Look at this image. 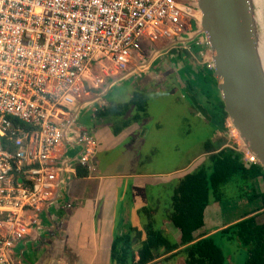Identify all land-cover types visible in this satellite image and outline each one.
Here are the masks:
<instances>
[{"label":"built area","instance_id":"obj_1","mask_svg":"<svg viewBox=\"0 0 264 264\" xmlns=\"http://www.w3.org/2000/svg\"><path fill=\"white\" fill-rule=\"evenodd\" d=\"M200 18L197 0H0V264H26L21 242L61 187L59 208L72 206L77 167L92 170L94 146L72 116L106 79L92 77L94 64L123 73L143 44L191 36ZM176 47L214 69L206 34ZM230 137L228 148L255 162L234 128Z\"/></svg>","mask_w":264,"mask_h":264},{"label":"crops","instance_id":"obj_2","mask_svg":"<svg viewBox=\"0 0 264 264\" xmlns=\"http://www.w3.org/2000/svg\"><path fill=\"white\" fill-rule=\"evenodd\" d=\"M187 53L189 61H196L200 64L201 68L204 67V65H201L200 60H196L195 54L188 51ZM162 62L160 60L159 66L156 65L155 68L162 69L165 67V73L169 70H175L176 72L177 69L178 71L185 70L188 72L191 68L186 56H175L172 54L167 62ZM154 63L155 60L149 63V67L146 69H152ZM179 79H181V76H179ZM119 84L120 82H118ZM133 84L135 83L132 80L129 86L130 94L128 98H123L121 102L114 104L111 102L110 106L98 108V110L93 112L92 110L83 111V114L85 113L90 116L93 124L92 132L86 127L84 128L91 139L94 149L98 144L103 146L107 136H109L111 137L110 140L115 141L113 142L115 145L117 143L120 144L117 145L121 148L119 150L120 153L109 169L102 168L97 175L91 170L88 175L80 176L77 169V174L72 179L68 195L72 203L69 209L59 208L54 201L49 204L46 211L42 214V227L40 229L35 227V230L30 231L29 235L23 240L24 244L27 245L24 249L25 254L28 251L31 256V249L35 244L32 239L36 237V234L43 231L44 237L34 253L33 264H41L40 259L37 261L35 255L43 248H46L49 252V258L46 261L49 260L52 264H64L62 258L67 256L64 250L66 247L70 250L73 248L71 262L69 261L70 264H123L113 257V243L115 238L127 234L132 237L131 250L127 252V256L130 257L134 253L135 259H138V250L142 246V242L147 238L146 227L149 222L152 223L151 225L154 230L161 232L165 241L161 242L158 248H153L150 251L151 260L145 264H187L186 254L183 251L185 245H180L172 251H167V244L180 243L182 236L180 229L166 215L169 207L164 210V208H160V205L151 204L152 201H155V197L159 198V194H161L160 184L167 185L166 183L170 182L173 178L172 176L179 173L178 171H181L180 179L191 170H186L184 167V169L176 167L175 169L164 168L161 170L156 168L157 145L153 141L154 136L151 133V128L144 123V119L150 114L148 111V92L144 88L139 90V87H134ZM184 86L188 87L186 84ZM215 89L213 91L215 93L214 98L220 96L219 91H215ZM138 91L145 94L147 105L144 110H139L134 103H131L135 92ZM108 100L115 102L111 98ZM192 100L195 104L193 107L194 111L198 116H201L202 119H209V121L215 122L212 106L204 107L201 101L202 104L199 103V100L195 101L194 98ZM128 103L129 105L121 111L122 113H119V110L116 112L112 110L104 116L98 114L101 110L115 107L118 104ZM215 123L216 128H214L213 132L215 141L213 144L219 147L218 150H220L224 144L222 139H225L226 135L222 130L223 127L217 122ZM204 154L206 157H201L195 163V168L206 160L209 154L206 149ZM242 161L247 167L252 164V162ZM148 178H154L153 182L149 184L147 182ZM134 179H138V182L135 183ZM259 179L257 187L259 190L264 191V181L261 178ZM121 182L122 185H120ZM126 183L128 186H126ZM155 185L156 187L159 186V188L152 190V187ZM245 188L248 189V186ZM120 190L124 193V197L121 199H119ZM125 193L129 196V200L124 199ZM236 202H234V206L232 204L227 205L232 209L236 207L237 213L235 212L236 214L225 218L223 207L226 206H224L223 201L212 199L204 210V224L193 232L194 241L206 236L220 234L221 230L241 219L248 212H252L254 206L260 201L258 199L250 200L243 196ZM145 208H149V213L153 216V218L150 217V221L147 217V221H145L146 219L141 221V214L145 213ZM160 211L162 212L161 216L158 214ZM52 221L57 223L58 228L51 233L48 232V234L43 227L50 226ZM64 225L66 229H64ZM55 235H60L59 240L62 241V244H60V247L53 248L50 244L52 242L50 238ZM45 262L42 264H45ZM125 264H133V262L127 261Z\"/></svg>","mask_w":264,"mask_h":264},{"label":"rangeland","instance_id":"obj_3","mask_svg":"<svg viewBox=\"0 0 264 264\" xmlns=\"http://www.w3.org/2000/svg\"><path fill=\"white\" fill-rule=\"evenodd\" d=\"M167 43L169 42L165 43V41H158L155 42V44H143L140 52H137V54H135L132 66L129 69L140 64L143 60H147L149 57H151V51L153 49L163 46ZM167 51L166 53L156 55L155 58H153V61L155 60V63L152 69H146L149 67L148 65L139 68L130 77L120 81L119 85H115L103 101L97 102L95 104H97L98 108H103L107 107V105L110 106L111 102L114 104L121 102L123 98H128L130 94L129 86L131 81L133 80V82L135 83L133 84L134 87H139V90H142L144 88V90L148 92V111L150 112V114L144 119V123L151 128V133L154 136L153 141L157 145L156 148L158 152L157 165H155L156 168L158 170H161L164 168L175 169L176 167H182V169L185 168L186 170L190 169L192 171L195 169V163H197L201 157H206L204 153L208 144L214 143L215 139L213 138V132L214 128H216V121L211 122L209 121V119H202L201 116H198V114L195 113L193 108L195 104L193 103L192 98H194L195 101L199 100V103L202 102L203 104H201L204 105V107L212 106L211 101L212 99H214L215 93L212 92L213 90L205 86L203 80H199L198 84L194 85L196 89L192 88L191 86L185 87L184 85H182L183 81L179 79V76H184L186 72L185 70H179L178 72L169 70L165 73V67V69H158V67L155 68L156 65L159 66L160 60L165 63L168 61V59H170V56L172 54L178 56L180 52H187V50L178 48L176 46L168 49ZM91 73L93 75L92 77L100 76L102 78H106L104 79V82L102 85H100V87L90 88L92 98L98 95L109 81L122 75V73H108L109 75H106L101 67L97 64H94ZM146 85L147 87H145ZM92 86L94 85L92 84ZM216 90L217 89H215V91ZM210 92L212 93L210 94ZM109 98L113 99L115 102L109 101ZM77 121L81 126L86 127L92 132L93 124L90 120L89 115H86L85 113L83 114L82 112ZM229 137L230 135L226 138ZM110 138L111 137L107 136V139L105 140L103 146H101V144H98L95 148L94 155H92L90 165L92 168V172L96 175L102 168L109 169L110 165L113 164V161L115 162L116 158L119 156V150L121 148L117 145L120 144L117 143V145H115L113 143L115 141L110 140ZM236 138L239 144H241L239 137ZM230 139L232 140V137H230ZM234 144L235 146H238L236 145V142ZM206 162L208 163L209 161L206 160ZM93 168L95 169L93 170ZM178 172L179 173L177 175L172 176L173 178L170 182L166 183L167 185H159L161 188V194H159V198L155 197V201H152L151 205H160V208H164V210H166L167 207L171 206V197L181 171ZM154 178H148L147 182H149V184L152 183ZM134 182L137 183L138 179H134ZM120 185H122V182L120 183ZM126 186H128L127 183ZM159 186H153L152 190H157ZM121 190L119 199L124 197V193H122ZM222 190L224 192L223 204L224 206H226L223 207V215L226 218L229 215H234L237 213L236 207L232 209L227 204L233 205L234 202L240 199V197L237 198V195L240 193V187L238 184H234L233 181H230L223 186ZM124 199L129 200V196L127 195V193H125ZM158 214L159 216H161L162 212L160 211L158 212ZM141 215V221H144L147 217V213H143ZM145 221H147V219ZM64 229H66L65 225ZM59 236L60 235H55L54 237L50 238V240H52L50 244L51 246H53V248L57 246L60 247V244H62V241L59 240ZM214 238L221 246L225 254L226 264L245 263L247 257L246 248L238 241V239L229 238L228 235L224 233L217 234L214 236ZM64 250L65 255H67L62 258L64 264H70L73 248L72 250H70L68 249V247H66L64 248ZM48 253V250L46 248H43L38 253H36L35 257L37 258V261H39L40 259V263L42 264L49 258ZM45 264H52V262L48 260L45 262Z\"/></svg>","mask_w":264,"mask_h":264},{"label":"trees","instance_id":"obj_4","mask_svg":"<svg viewBox=\"0 0 264 264\" xmlns=\"http://www.w3.org/2000/svg\"><path fill=\"white\" fill-rule=\"evenodd\" d=\"M194 83L203 80L207 88L214 91L217 87V80L213 76V72L205 73L200 77L196 76ZM191 82V81H190ZM192 84V83H191ZM213 86H215L213 88ZM212 91V92H213ZM210 92V94L212 93ZM209 97V96H208ZM211 98V97H210ZM131 103H134L139 110L146 108L145 94L135 92ZM212 111L214 112L215 121L223 127L224 119L227 113L224 110V103L221 96L211 101ZM128 104H118L105 110H99L101 116L115 110L119 113L127 107ZM227 138L222 139L225 143ZM213 143H209L206 151L209 153L197 168L186 173L176 183L173 195L171 197V206L166 212L167 217L181 231V242L167 244V251L185 245L183 251L186 254L187 264H225L226 258L221 246L217 243L214 236H206L196 241L193 232L204 224V210L212 199L223 201V186L233 181L240 187L239 197H247L250 200L258 199L260 202L254 206L253 215L247 216L235 224H231L222 230L229 238L238 239V241L246 248L247 259L244 264H264V191L258 189V181L261 178L264 181V167L257 161L253 162L249 167L245 166L242 161V152L229 148H222ZM78 175H88L90 169L84 166H78ZM248 186V189L245 187ZM260 210V212H258ZM147 218L150 221L152 214L149 208H145ZM251 214V212H249ZM248 213V214H249ZM262 219V220H260ZM152 223L147 225V238L142 242L139 248V258L135 259V254L130 257L127 252L131 250L132 237L127 234L117 237L113 243V257L119 263L125 264L133 262V264H145L151 260L153 248L165 241L160 231L153 229ZM141 234V232H140ZM153 257V255H152Z\"/></svg>","mask_w":264,"mask_h":264},{"label":"water","instance_id":"obj_5","mask_svg":"<svg viewBox=\"0 0 264 264\" xmlns=\"http://www.w3.org/2000/svg\"><path fill=\"white\" fill-rule=\"evenodd\" d=\"M197 1L202 10V26L197 32L191 36L175 38L153 49L151 57L109 81L98 95L88 101L85 109L76 110L72 117H79L83 111H95V108H98L95 103L103 101L118 82L130 77L139 68L147 66L156 55H161L178 43L190 41L195 35L204 33L211 46L213 75L217 80L224 110L243 144L244 151L264 167V66L259 52L260 36L253 0ZM79 145L81 149L78 153L81 154L85 150V143ZM77 155L79 154L71 156L67 163L72 162ZM66 201L67 195H64L61 187L54 202L58 207H63ZM40 227L41 224L36 228ZM57 228V223L53 221L50 226L43 227L47 233ZM43 237L42 231L32 239L35 244L32 246L31 256L28 251L25 254L27 245L24 241L18 247V252L27 264H33L34 253Z\"/></svg>","mask_w":264,"mask_h":264},{"label":"flooded vegetation","instance_id":"obj_6","mask_svg":"<svg viewBox=\"0 0 264 264\" xmlns=\"http://www.w3.org/2000/svg\"><path fill=\"white\" fill-rule=\"evenodd\" d=\"M194 49L195 50H197L198 49V47L196 46V47H194ZM178 50V49H177ZM179 51V50H178ZM181 51V50H180ZM187 53V52H186ZM184 54V52H180V54H178V55H183V57H185L186 56V59L188 60V62H189V65H190V70L188 71V72H185V75L183 76H181V81H183V85L184 84H186L187 86H191L192 88H195L196 89V87L194 86L195 84H198V83H194V82H192V80H196L197 81V77L196 76H198V77H200L201 78V76H203L205 73H208V72H213L214 71V69H211V68H209L206 64H203L202 63V57L200 56V55H198V53H194L195 55H194V57L196 58V60H200L201 61V65L203 66L204 65V67H202L201 68V66H200V64L199 63H197L196 61H193V62H191V60L189 61V58L187 57V54ZM185 55V56H184ZM175 71V70H174ZM214 76V75H213ZM191 81V82H190ZM192 83V84H191ZM217 87H218V84H217ZM223 132H224V134L226 135V137H228L229 135H230V132H231V129L233 128V126L231 125V123H230V120H229V117H228V115L225 117V119H224V125H223ZM228 141H229V138H227V140L225 141V143L223 144V146L221 147V149L222 148H228V146H227V144H228ZM230 149V148H229ZM253 163V162H252ZM258 212H260V210L258 211ZM249 213V212H248ZM245 214L241 219H239V220H237L236 222H234V223H232V224H235V223H237L238 221H240V220H242L243 218H245V217H247V216H250V215H253V214H255L256 212H251V214L249 213V214ZM230 226V225H229ZM228 227V226H227ZM221 233H222V230H221ZM247 252V251H246ZM246 259H247V257H246Z\"/></svg>","mask_w":264,"mask_h":264},{"label":"bare ground","instance_id":"obj_7","mask_svg":"<svg viewBox=\"0 0 264 264\" xmlns=\"http://www.w3.org/2000/svg\"><path fill=\"white\" fill-rule=\"evenodd\" d=\"M253 4L255 7L256 21L260 36L259 52L264 66V0H253ZM199 26L200 28L202 26V10H201V18L199 21Z\"/></svg>","mask_w":264,"mask_h":264}]
</instances>
